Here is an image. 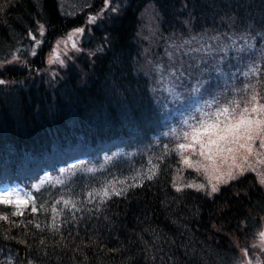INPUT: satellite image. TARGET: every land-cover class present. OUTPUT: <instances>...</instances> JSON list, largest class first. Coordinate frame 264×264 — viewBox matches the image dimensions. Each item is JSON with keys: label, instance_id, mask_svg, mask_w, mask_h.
Here are the masks:
<instances>
[{"label": "trees", "instance_id": "trees-1", "mask_svg": "<svg viewBox=\"0 0 264 264\" xmlns=\"http://www.w3.org/2000/svg\"><path fill=\"white\" fill-rule=\"evenodd\" d=\"M22 1L0 0V59L10 56L11 39L31 29L28 38L37 51L30 61L37 66L57 31L82 26L86 47L74 54L68 74H46L47 82L34 77L27 87L20 84L29 78L26 67L3 69L18 84L7 86L0 74V177L12 174L0 184L22 173L42 175L50 152L78 149L83 158L73 166L80 173L72 187H53L41 206L38 195L33 207L0 203V217H7L0 219V264H244L242 248L246 258L254 255L255 264H264V250L253 252L247 243L264 220V190L253 172L221 183L214 193L186 186L177 191V157L169 145L157 148L170 124L160 114L166 117L168 97L151 66L160 55L144 30L151 23L157 44L164 31L208 35L200 52L207 59L212 51L222 55L221 67L228 77L234 74L229 89L245 97L246 85L264 103V0H107L96 7L102 0H33L30 10L20 7ZM148 4L154 11L141 12ZM99 7L105 17L96 16ZM90 17L95 21L89 23ZM41 25L42 35L36 28ZM244 33L249 41L242 46ZM182 36L167 38L179 46L178 62L191 69L170 75L182 83L200 71L210 76L202 70L207 59L187 53ZM208 83L204 87L214 91ZM118 151L123 157L98 160ZM136 155L148 159L144 167L131 163Z\"/></svg>", "mask_w": 264, "mask_h": 264}, {"label": "rangeland", "instance_id": "rangeland-1", "mask_svg": "<svg viewBox=\"0 0 264 264\" xmlns=\"http://www.w3.org/2000/svg\"><path fill=\"white\" fill-rule=\"evenodd\" d=\"M130 0H122L123 3H127ZM134 3H137L136 1H132ZM34 5L33 0H23L21 2L20 7H24L26 10H30ZM32 6V7H31ZM35 7V5H34ZM154 11L152 9L151 5H145L143 6L140 11L143 13H150L151 11ZM139 11V12H140ZM104 7H100L99 9H96V16L99 17H105ZM85 17L82 19L83 23L85 21ZM145 32L148 37V43L152 44L154 43L156 45V48L153 47L154 51L160 55L158 58L151 59L153 60V66L154 68H157V76L165 81V91H166V97L163 108L165 109V114L168 119H170V124L165 126L160 136L163 135L162 142H159L158 149H164L167 145L170 146L172 151H174L175 156L177 157V166L175 167V174L173 176V182L175 183V186L179 187H187V185H194L193 187L198 189L195 186L204 185L203 189H200L205 192H211V186L212 184H217L219 187L221 183H218V181L215 179L217 176H223V178L227 179V173L229 170L232 171V173L236 176V178L239 175L240 168L242 167L245 172H253L255 174L256 179L260 183V175H264V149H261L259 146V139L257 138L254 143H252V153L249 154L247 149H240L238 152H234L232 154H229L227 152H224L218 156H215V165H213L212 161H209L205 159L204 157H201L199 155L193 154L192 149H185V150H179L177 149V145L179 143H187L190 142L186 141L182 133L186 131H190L189 124H195L200 119V112L197 111V109H201L203 112H214L217 107L223 106L225 104H228L229 101H235L240 100L241 105L240 108L242 109L245 104L244 101H247L250 99L251 94L246 92V85L247 83H243L242 91L245 92L246 96L243 97L238 93L237 89H229V85L233 84L234 82V74H230V76H227L226 68L221 67L222 63V55L219 54L215 57L216 52L212 51L213 53L210 54V56L205 57V53L200 52V48L203 46L204 42L210 38L208 35H201V34H195L192 31H188L184 28H182L178 32H163V39L162 42L159 44L156 43V40H160L157 37L154 36L151 23L146 22L144 25ZM40 27V26H39ZM36 26L37 30L40 31V28ZM46 28V27H45ZM47 29V28H46ZM77 29H83V27H79ZM45 30V29H44ZM76 27L72 28L69 32H66L64 30L57 31L55 34L51 35L50 37V43L47 46L46 50L43 52V60L44 64L43 66H37L35 61H30V58L36 55V49L34 42L31 44V40L28 38V35L31 34V32L34 33L33 29L30 31H25V33L22 35L21 38L11 39V43L9 45L8 53L10 56L7 60L0 59V74L2 73V80H7V86L18 84V81L15 80L14 76H10L9 73L4 72V68L11 67V65H17L19 67H26L29 71V78L26 80L22 79L20 81V84H25L27 87L30 85L33 78H36L37 82H47L46 81V74L47 77L50 79V77L60 76V74L65 75L68 70L67 68H71L74 66L75 60L74 54L78 52L83 46L81 44V40L83 37L80 33L75 32ZM30 33V34H29ZM185 34V35H184ZM190 34V35H188ZM184 35V36H182ZM18 36V35H17ZM71 36V39L69 37ZM168 37H179L182 36L179 41H184L187 43L186 52L189 53L191 56H194L197 59H207L208 65L205 66L204 69L210 76L207 74H204L203 71H200V76L197 78H191L189 75H187V78L183 81H180V76L172 77L170 75V72L175 71L176 69H182L185 67L187 70H190L191 67L186 64H182L181 62H178L180 58L178 45L176 43V40H169ZM216 40H220L221 37H212ZM34 40V39H33ZM241 45L244 46L249 41V36L247 33H244L241 36ZM27 44H21L19 43L26 42ZM223 44H225L227 41L226 39H221ZM73 43H75V47H73ZM217 50L223 49L222 46H217ZM206 51H208V48H205ZM27 56L29 57L27 59ZM15 58V59H14ZM160 60V61H158ZM229 63V62H228ZM80 66V63L76 65ZM204 78V79H202ZM208 78H210L208 83ZM158 79V78H157ZM160 80V79H158ZM161 81V80H160ZM208 83L211 90L209 91L207 87H204V84ZM156 83H154V88ZM200 85L199 92H193L194 86ZM249 85V84H247ZM235 86V85H234ZM181 88V89H178ZM236 88V87H235ZM183 89V90H182ZM217 89H220L219 91L222 92L219 95V91ZM160 91V90H159ZM204 94H203V93ZM238 93V94H237ZM177 94L179 98H177ZM163 96V95H162ZM159 92L156 91V97L160 100H163L165 97H162ZM207 97V98H206ZM206 98V99H205ZM212 100H216L217 103L213 104L211 108H208L206 104L208 102H211ZM264 104V103H259ZM258 106V105H257ZM233 105H229V108L231 109ZM249 108L252 107L251 104L248 105ZM240 109H237V112L235 114V119L239 118ZM176 116L174 117V115ZM165 116V115H164ZM162 117V119L164 118ZM192 117H195V120L192 119ZM252 118H258L256 114L252 115ZM221 120L227 123L228 121L225 120L224 117H221ZM184 121H188V123H184ZM223 126V125H221ZM174 130V131H173ZM203 138H207L206 136ZM215 138V137H213ZM97 138H93L92 141H96ZM244 141L241 140V143ZM181 151L183 152V156L181 155ZM196 151L199 152V145H196ZM113 157H123V152L121 151L112 153ZM57 152H50L47 153L45 156V159L43 161H54L58 156ZM233 155L235 156V160L232 159ZM247 156V160L244 159V157ZM110 156H103L101 159H98L100 162H104L109 159ZM161 158L165 157V153H161ZM183 157H189L193 162L199 161V164H196L194 167H188L183 163ZM226 157V159L222 158ZM148 162V159L145 157H142L140 155H136L134 158V161L131 163L134 164L135 168H139L140 166H143ZM107 163V162H105ZM69 165V164H68ZM68 165L63 166V163L59 165V172L57 173H51L48 174V178L44 179L41 182H38L37 185L34 186V189L36 190V194L38 195L39 200V206H41L49 197V194H52L53 187H72L71 183H75L74 176L79 174V170L75 169L73 170L72 166L70 165L69 168ZM203 165V166H201ZM83 169V166L80 165ZM197 168H199V171H197ZM255 169V170H253ZM10 170V169H9ZM25 174V173H22ZM260 174V175H258ZM12 174L5 175L4 177H0V180L9 177ZM57 181H62V183H57ZM211 181V182H210ZM229 181V180H228ZM26 181H17L13 184L7 183L6 186L0 187V193L7 190L12 195L9 197L13 201H16L19 199L28 200V203L30 202V199L32 197V190L29 189V186H25L23 183ZM262 188L264 190V184H261ZM15 190V191H14ZM16 192L19 193V197L15 194ZM24 204H13L15 209L21 208ZM37 206V207H39ZM36 210V208H35ZM262 225L257 230V235L254 239L249 238L247 240V243L249 242L252 245V251H256L257 249H263L264 250V239H261L260 233L264 232V220H261ZM235 244L240 247L238 244V241L235 240ZM240 255H243V262L244 264H255L254 260H256V256L251 255L248 258H246L243 254V248L240 249ZM260 264V263H259ZM263 264V263H262Z\"/></svg>", "mask_w": 264, "mask_h": 264}, {"label": "snow or ice", "instance_id": "snow-or-ice-1", "mask_svg": "<svg viewBox=\"0 0 264 264\" xmlns=\"http://www.w3.org/2000/svg\"><path fill=\"white\" fill-rule=\"evenodd\" d=\"M107 2V0H106ZM95 21V17L89 18V23ZM43 26H40V34H43ZM76 33L83 32V29H76ZM35 39V37H33ZM71 39V36L69 37ZM39 43V41H37ZM75 43H73V47H75ZM15 59V58H14ZM3 83V81H0ZM200 85L194 86L193 92H199ZM177 98H179L177 94ZM216 100H212L208 102L206 106L211 108L213 104H216ZM233 105L231 109L229 105ZM245 106L241 109V101H229L228 104L223 106H219L216 108L214 112H203L201 109H197L200 112V119L195 124H189L190 131H186L182 133L183 138L187 143H179L177 145V149L185 150L192 149L193 154L204 157L205 159L212 161L213 165H215V156H218L224 152L232 154L234 152H238L240 149H247L248 153H252V143L255 140L259 139V146L261 149H264V104H259L258 95L254 94L248 99L244 101ZM251 104L252 107L249 108L248 105ZM258 105V106H257ZM237 109H240L239 118L235 119V114ZM256 114L258 118H252V115ZM221 117H224L227 123L221 120ZM195 120V117H192ZM184 123H188V121H184ZM223 125V126H221ZM174 131V130H173ZM207 137L206 139L203 137ZM215 137V138H213ZM241 140L244 142L241 143ZM196 145H199V152L196 151ZM181 155L183 156V152L181 151ZM226 159V157H222ZM235 160V156L232 157ZM247 160V156L244 157ZM183 163L188 167H194L196 164H199V161L193 162L189 157H183ZM203 166V165H201ZM245 169L240 168L239 175H243ZM255 170V169H253ZM92 171V169H89ZM199 171V168H197ZM154 174V173H153ZM260 175V174H258ZM151 179V176L148 177ZM236 176L232 173L231 170L227 173V179L223 178V176H217L215 179L218 183H228V180L235 179ZM211 182V181H210ZM57 183H62V181H57ZM260 183L264 184V175H260ZM194 185H187V187H193ZM199 189H203L204 185L195 186ZM181 188L177 186V191H180ZM15 191V190H14ZM219 188L217 184H212L211 192H217ZM17 197H19V193H15ZM119 195V193H116ZM12 195L9 191L5 190L0 193V203L5 205L11 204H28V200L17 199L13 201L9 198ZM91 195V193L89 194ZM102 196H108L109 192L107 188L103 190L101 193ZM67 205L70 201H64ZM35 211V208L32 209ZM22 214V213H15ZM0 219H7V217H0ZM261 239H264V232L260 234ZM244 254L247 255V250H244ZM250 264V262H249Z\"/></svg>", "mask_w": 264, "mask_h": 264}]
</instances>
